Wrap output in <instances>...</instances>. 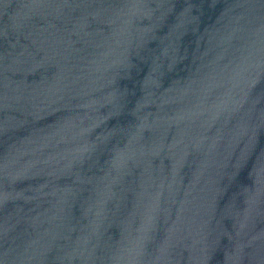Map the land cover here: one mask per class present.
Instances as JSON below:
<instances>
[{
	"label": "water",
	"instance_id": "obj_1",
	"mask_svg": "<svg viewBox=\"0 0 264 264\" xmlns=\"http://www.w3.org/2000/svg\"><path fill=\"white\" fill-rule=\"evenodd\" d=\"M0 264H264V0H0Z\"/></svg>",
	"mask_w": 264,
	"mask_h": 264
}]
</instances>
